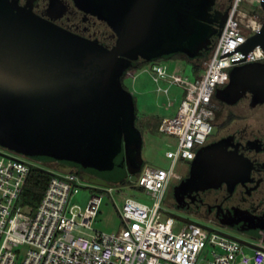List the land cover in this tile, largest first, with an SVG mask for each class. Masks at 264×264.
<instances>
[{
  "label": "water",
  "instance_id": "water-1",
  "mask_svg": "<svg viewBox=\"0 0 264 264\" xmlns=\"http://www.w3.org/2000/svg\"><path fill=\"white\" fill-rule=\"evenodd\" d=\"M78 1L118 33L113 48L0 0V146L119 184L145 164L135 97L124 76L141 59H207L211 32L205 22L213 0ZM261 5L264 10V0ZM257 45L264 48V25L241 49ZM250 90L264 101V62L232 68L229 84L219 91L237 98ZM220 147H201L180 186L234 185L241 163L222 154L205 158Z\"/></svg>",
  "mask_w": 264,
  "mask_h": 264
},
{
  "label": "built area",
  "instance_id": "built-area-1",
  "mask_svg": "<svg viewBox=\"0 0 264 264\" xmlns=\"http://www.w3.org/2000/svg\"><path fill=\"white\" fill-rule=\"evenodd\" d=\"M261 1L232 0L225 26L204 60L201 78L192 81L162 59L144 67L159 92L168 96L170 90L159 84L161 80L170 86L179 85L191 105L161 119L159 130L176 141L174 149L165 154L172 164L169 169L144 165L138 172L135 185L155 200L149 204L131 195L123 196L120 208L116 205L123 221L119 232L93 227L104 192H109L117 204L113 184L95 188L83 208L74 201L84 187L82 176L75 170H49L51 176L40 204L36 208L23 205L20 201L25 181L39 165L25 156L0 150V264H16L21 251L22 264H200L208 255L211 259L207 264H264L263 247L217 227L183 221L162 206L177 163L194 161L213 132L216 90L229 84L232 68L264 61L261 45L249 52L241 49L264 25L257 12L263 9ZM168 103L169 107L174 105L170 99ZM82 227L91 232L75 235Z\"/></svg>",
  "mask_w": 264,
  "mask_h": 264
},
{
  "label": "flooded vegetation",
  "instance_id": "flooded-vegetation-1",
  "mask_svg": "<svg viewBox=\"0 0 264 264\" xmlns=\"http://www.w3.org/2000/svg\"><path fill=\"white\" fill-rule=\"evenodd\" d=\"M11 1L36 17L76 36L97 41L104 47L113 48L118 39V33L106 20L86 10L78 0ZM231 3L232 0H213L205 22L211 32L208 47H212L221 34ZM261 19L264 21V16ZM140 61L143 60L137 62ZM221 89H217L213 96L214 132L204 145L221 142V147L214 155H205V158L211 160L222 154L226 158L236 159L242 165L240 177L234 185L224 181L215 187H182L181 183L190 176L192 169V162H187V171L170 188L171 205L175 214L187 221L210 227L221 225L239 235V238L249 239L253 246L264 248V101L257 100L252 90L241 93L237 98H230L219 91ZM133 163L132 169L135 170L139 164L134 160ZM82 174L83 178L97 181L92 174L84 171Z\"/></svg>",
  "mask_w": 264,
  "mask_h": 264
},
{
  "label": "rangeland",
  "instance_id": "rangeland-1",
  "mask_svg": "<svg viewBox=\"0 0 264 264\" xmlns=\"http://www.w3.org/2000/svg\"><path fill=\"white\" fill-rule=\"evenodd\" d=\"M257 12L261 16H264L263 9L260 8L257 10ZM194 61H196V63L198 64H201L202 67L198 69L195 67V64H193V61H186L177 57H173L169 60H163V62L169 65L171 69H179L185 77H188L192 81L195 78H201L205 71V64L203 59L197 58ZM150 63L151 62L145 63V67H149ZM143 69L144 68L137 69L135 71L130 70L128 75L124 76L123 78V84L127 87V89L131 91V93L135 97V104L137 106L136 123L142 132L144 142L142 149V158L143 161H145L146 166L169 169L172 164V160L168 159L165 154L167 150L174 149V144L176 141H174V138L172 136L159 130V123L164 117L174 116V114L179 109L187 110L191 104L185 100V91L179 85L174 84L170 86L165 81L161 80L159 84H161L163 87H169L170 90L168 96L163 92H159L157 90L158 84L155 81L153 82L150 72L144 71ZM168 98L174 103L172 107L168 106ZM213 127L215 128L214 121ZM0 150L8 151L4 147H0ZM30 160L39 166L47 168L50 171H57L60 173L65 172V170L59 169L56 163H40L32 159ZM186 163V161L182 160L177 163L174 169V176L167 191L165 192L163 198L164 200L162 202V206L166 207L169 213L174 214L176 217H180V215L175 214V211L171 205L170 188L179 179L178 177L187 171ZM138 174H131L130 179L127 178L128 181L125 183L120 182L119 184H113L114 189L112 195L117 204H115L114 200H112L110 196L111 194L109 192H104V201L102 203L98 216L95 218V223L93 226L95 230L105 231L107 233H117L120 231V228L123 225V221L119 217L116 205L120 208L123 202V196L131 195L149 204H153L155 199L147 194V192L143 188L135 185L134 182L136 181ZM95 180L97 181H94V179L81 177V181L83 182L84 187L81 189V192L75 196V203L82 205L83 208L86 207L88 202L87 200L90 194L92 192H96L95 188L103 184V181L99 180L98 178H96ZM20 202L23 205L25 204L22 199ZM181 218L183 219V221H187V219H185L184 217L181 216ZM214 227H217L229 233L230 235L234 234L221 225H215ZM86 232H91V230L82 227L74 233L75 235H82ZM236 235L234 234L233 236ZM240 239L246 240L247 242L249 240L241 236ZM23 257L24 251H21L16 258V264H22ZM209 259H211V257L208 255L204 259L200 260V264H207Z\"/></svg>",
  "mask_w": 264,
  "mask_h": 264
},
{
  "label": "trees",
  "instance_id": "trees-1",
  "mask_svg": "<svg viewBox=\"0 0 264 264\" xmlns=\"http://www.w3.org/2000/svg\"><path fill=\"white\" fill-rule=\"evenodd\" d=\"M175 57L184 59L186 61H193V64H195V67L198 69L200 67H202L201 64H198V63H196V61H194L195 59L190 60L184 54H178ZM145 63H147V61H145V60L140 61V62H136L135 67L132 68L131 70L135 71L137 69L144 68ZM50 176H51V172L49 170H47L43 166L42 167L35 166L31 170L29 176L27 177V179L25 181L26 184L24 186V191H23L22 198H21L22 201L25 204H28V205L32 206L33 208H36L40 204V200L42 199L43 194L47 188ZM127 178H128V176H127ZM127 178L123 179L121 183L127 182L128 181Z\"/></svg>",
  "mask_w": 264,
  "mask_h": 264
}]
</instances>
